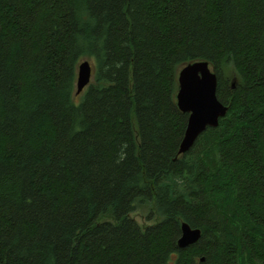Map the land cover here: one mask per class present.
Here are the masks:
<instances>
[{
    "label": "trees",
    "instance_id": "trees-1",
    "mask_svg": "<svg viewBox=\"0 0 264 264\" xmlns=\"http://www.w3.org/2000/svg\"><path fill=\"white\" fill-rule=\"evenodd\" d=\"M198 60L228 111L180 154ZM0 264H264V0H0Z\"/></svg>",
    "mask_w": 264,
    "mask_h": 264
},
{
    "label": "water",
    "instance_id": "water-1",
    "mask_svg": "<svg viewBox=\"0 0 264 264\" xmlns=\"http://www.w3.org/2000/svg\"><path fill=\"white\" fill-rule=\"evenodd\" d=\"M92 65L83 60L78 65L76 94H80L92 80ZM218 77L208 61L198 60L185 64L178 73L177 106L187 113L188 122L180 143L179 153L188 152L198 137L210 127H217L228 111V106L217 96ZM201 236L198 228L183 223L178 246L185 248Z\"/></svg>",
    "mask_w": 264,
    "mask_h": 264
},
{
    "label": "rangeland",
    "instance_id": "rangeland-1",
    "mask_svg": "<svg viewBox=\"0 0 264 264\" xmlns=\"http://www.w3.org/2000/svg\"><path fill=\"white\" fill-rule=\"evenodd\" d=\"M83 61V60H82ZM81 95L74 94L76 99H79ZM141 227H146L148 225L154 224L159 221V216L156 214L153 202L144 203L138 206L136 212L131 214ZM101 220H111L110 218H103Z\"/></svg>",
    "mask_w": 264,
    "mask_h": 264
}]
</instances>
